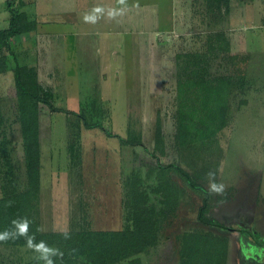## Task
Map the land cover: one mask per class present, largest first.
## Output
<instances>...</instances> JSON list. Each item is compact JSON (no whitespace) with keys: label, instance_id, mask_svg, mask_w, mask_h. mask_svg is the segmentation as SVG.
Returning a JSON list of instances; mask_svg holds the SVG:
<instances>
[{"label":"rangeland","instance_id":"rangeland-1","mask_svg":"<svg viewBox=\"0 0 264 264\" xmlns=\"http://www.w3.org/2000/svg\"><path fill=\"white\" fill-rule=\"evenodd\" d=\"M23 1V6L18 7L19 0H16L12 7L24 10L29 19L35 20L36 28L52 29L56 36L46 34L45 40L32 42V37H38L32 31L15 37L12 47L17 61L37 67L39 81L59 94L56 106L76 112L92 109L91 113L108 130L124 138L134 134L141 143L122 148L118 137H108L100 128L83 130L79 178L68 171L67 157V123L75 115L50 112L42 105L39 116L44 185L40 204L42 229L66 232L71 225L83 223L93 229H119L124 182L130 172L139 173L145 185L153 189L160 180V166L175 164L210 191L207 216L225 227L206 226L197 221L204 193L191 187L175 168H169L166 171L169 177L182 189L179 208L174 225L162 233L157 246L139 255L142 264H178L177 235L193 228L225 235L227 264H264V244L254 239L264 240V0H228V6L224 1L215 0H172L170 3L126 0V5L118 0H101L114 12L140 11L142 21L143 15L147 20L150 8L156 5L154 8L160 10L158 25L170 11L175 25H162L161 35L139 42L130 31L124 36L114 35L115 25L107 19L98 25L97 20L95 23L85 20L83 24L78 21L72 28L81 49L75 57L71 47L64 48L68 58L58 55L61 51L55 41L62 42V37L65 38L62 44H69V36H63L69 26L58 24L53 17L58 12L93 15L94 9L86 6L73 10L75 0ZM96 1L87 0L88 4ZM106 12L105 8L103 15ZM49 14L52 17L44 16ZM9 17L7 0H0V28L7 26ZM45 18L48 25L42 26ZM216 32L223 33L219 39L226 40L221 46L228 43L224 47L228 46L227 52L248 53L244 74L247 83L240 87L233 82L229 98L232 119L222 130L208 140L180 144L175 136L173 114L177 108V78L193 67L186 64V59L198 60L200 75L205 78L232 73L223 58L227 52L220 49L207 53L208 37ZM136 43H139L137 48ZM195 53L200 57L196 58ZM12 63L7 61L8 68ZM238 76L233 75V79ZM16 93L13 71L7 69L0 73V109L6 118L11 152L21 180L19 186L23 188L25 167ZM188 96L193 98L195 93L188 92ZM82 99L94 102L82 105ZM157 114L161 143L155 135ZM212 183L222 184L223 193L212 192ZM151 195L157 196L154 190ZM58 249L53 244L45 251L51 254ZM17 256L14 248L0 246V264H18Z\"/></svg>","mask_w":264,"mask_h":264},{"label":"trees","instance_id":"trees-1","mask_svg":"<svg viewBox=\"0 0 264 264\" xmlns=\"http://www.w3.org/2000/svg\"><path fill=\"white\" fill-rule=\"evenodd\" d=\"M14 1L16 0H7L10 17L7 26L0 28V73L11 69L14 74L24 155L25 184L23 188L19 186L21 180L16 172V163L11 152V139L5 126L6 118L0 109V233L8 232V238L0 240V246L14 248L18 254L16 259L18 264H46L45 259L41 257L46 253L45 248L53 244L59 247L57 252L49 254L53 264H117L120 262L142 264L139 255L146 254L157 246L162 233L174 225L176 211L179 208L182 189L169 177L167 173L169 168H175V171L191 187L204 193L202 204L197 212V221L206 226L225 227L222 222L207 216L210 191L182 167L167 164L160 166L158 171L160 180L153 189L145 185L142 176L135 171H131L126 177L125 193L121 202L123 209L121 228L93 229L83 223L76 227L74 224L71 225L66 232L42 229L40 204L44 187L43 148L39 124L42 105L50 112L75 115L67 123V157L68 171L71 174L75 173L79 178L82 176L83 130L100 128L104 135L118 137L122 148L141 143L138 136L134 134L130 133L124 138L108 130L100 119L95 118V115L91 113L92 109L82 108L81 111L76 112L64 106H56L59 94L52 87L39 81L37 67L17 61L12 40L27 32L35 31L37 23L29 19L24 10L19 11V8H13ZM215 1H224L228 6V0ZM24 4L23 0H19L18 7ZM222 34L216 32L208 37L207 53L213 54L216 53L213 50L220 49L227 52L228 46L227 49L224 47L228 43L221 46L226 40L219 39ZM36 39L32 37L34 42ZM216 40L218 42H215ZM193 55L196 58L200 57L199 53ZM188 56L191 55L188 54ZM223 58H226L232 73L228 76H215L214 79L200 75L198 60L186 59V64H191L193 67L177 78V108L173 114L176 123L175 136L180 144L208 140L232 119L229 111L232 84L237 83L240 87L246 85L244 74L249 62L248 53L227 52V55L223 54ZM8 60L14 61L11 68H8ZM233 75L239 76L233 79ZM188 92L195 93V97H189ZM96 100H99L98 96ZM81 101L82 105L94 102L83 99ZM97 110L101 113V110ZM159 118L157 114L155 135L156 140L161 143L162 131ZM152 190L157 194L155 198L151 195ZM22 229H26L24 234H21ZM254 239L264 244V240L255 237ZM176 251L178 264H227V238L217 231L194 228L182 230L177 235Z\"/></svg>","mask_w":264,"mask_h":264},{"label":"crops","instance_id":"crops-1","mask_svg":"<svg viewBox=\"0 0 264 264\" xmlns=\"http://www.w3.org/2000/svg\"><path fill=\"white\" fill-rule=\"evenodd\" d=\"M71 1H74V0H71ZM75 2H76V4L72 8L73 10H76L78 7L85 8L86 6H91L93 9L99 8L102 11L93 13V15L97 16V22H96L97 25L101 21H106V19H107V21H112L113 25H115V27L112 29L114 35H123L124 36V34L126 32L130 31L131 35H136V37H137L136 39L139 42L142 39L143 40L153 39L155 37V34H157L158 36L161 35L160 32H162L163 30H160L159 27L162 25H167V27L171 26V25H175L173 22L175 18L172 17L171 11L166 12L165 19H161L162 23H160L158 25V20L160 19L159 18L160 10L157 7L154 8V6H156V5H153L150 8L151 14H148L147 20L145 19V15H143L144 20L142 21V20H140V16H141L140 11L133 12L132 14L129 12L127 14H122L120 12H114V11H112L111 7L106 6V3L103 4L101 2V0H97L95 3L91 2L90 4H88L87 0H75ZM170 2H172V0H167V3H170ZM103 6H106V7H103ZM105 8L107 10L106 16L103 15ZM118 11H120V10H118ZM109 13H115V14H114V16H110ZM64 14L65 13L58 12L57 16L53 17V19L55 18L54 21H56L58 24H67L69 26L63 32V36H66V35L69 36L68 37L69 44L63 45L62 42H63V39H65V38H62V37H61L62 42H59L58 40L55 41V43H58V45H56V46H58L60 51H61V53H58V55L67 58L66 54L63 53V49L71 47L73 49V52H74L73 55L76 57L77 52L81 49V47H80L79 39L76 38L77 35L74 33L75 29H73L72 26H75L78 21L81 22L82 24H83V22L85 23V16L88 15V13H80L79 16H78V13H76V12H70L67 15H64ZM39 15H41V14H39ZM169 15H171V16H169ZM44 16H51L52 17L51 14L44 15ZM32 18H34V17L32 16ZM60 18L62 20H60ZM171 18H173V20H171ZM43 20L44 21H42V26L44 24L48 25L47 18H45ZM148 21H150V23ZM212 23H215V21H212ZM35 31L38 34V37L36 39L37 42L41 41V40L42 41L45 40L46 34L56 36V32L52 29L47 30V29L41 27V28H36ZM164 33L169 34L167 31H164ZM43 34L45 36H43ZM59 36H61V35L59 34ZM30 40L32 42L34 41V40H32V38ZM87 42H89V41H87ZM138 45H139V43L138 44L136 43V48L138 47ZM132 46L135 48L134 45H132ZM53 48H55V47H53Z\"/></svg>","mask_w":264,"mask_h":264},{"label":"clouds","instance_id":"clouds-1","mask_svg":"<svg viewBox=\"0 0 264 264\" xmlns=\"http://www.w3.org/2000/svg\"><path fill=\"white\" fill-rule=\"evenodd\" d=\"M118 2L120 4L126 5V0H118ZM100 11H102V10L99 8L93 10L94 13L100 12ZM114 14L115 13H109L110 16H114ZM85 20L95 23L97 20V16L89 14V15L85 16ZM212 174L214 175V173H212ZM210 190L216 194H222L224 191V186L222 184L218 185L216 183H212L210 186ZM25 231H26V229H22L21 234H24ZM65 236H67V233H65ZM7 238H8V232L0 233V240H5ZM41 258L45 259L46 264H53V261L49 258V253L43 254Z\"/></svg>","mask_w":264,"mask_h":264},{"label":"flooded vegetation","instance_id":"flooded-vegetation-1","mask_svg":"<svg viewBox=\"0 0 264 264\" xmlns=\"http://www.w3.org/2000/svg\"><path fill=\"white\" fill-rule=\"evenodd\" d=\"M244 222V221H243ZM242 223V222H241ZM243 224V223H242ZM246 226V224H244ZM241 228V227H240Z\"/></svg>","mask_w":264,"mask_h":264}]
</instances>
